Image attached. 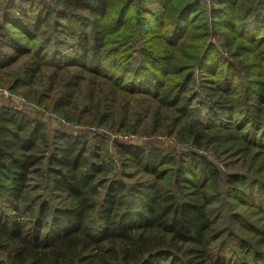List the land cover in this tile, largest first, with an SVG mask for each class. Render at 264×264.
<instances>
[{
	"label": "trees",
	"instance_id": "1",
	"mask_svg": "<svg viewBox=\"0 0 264 264\" xmlns=\"http://www.w3.org/2000/svg\"><path fill=\"white\" fill-rule=\"evenodd\" d=\"M183 1L0 4V70L28 54L24 39L33 42L40 58L22 71L21 87L31 86L50 64L49 91L72 75L54 101L57 109L76 106L81 94V123L90 119L96 122L92 126L117 127V133L125 131L123 120L131 113L119 98L146 96L154 107L179 116L186 124V141L194 147L175 156L156 146L116 143L120 159L151 177V184L138 188L112 177V164L88 136L63 131L52 138L41 122L0 108V264H264V181L240 173L225 176L199 154L218 146L242 161L264 154L262 0H237L244 15L234 18L222 9L210 23L223 27L230 49V34L254 42L252 59L262 61L261 75L238 54H233L236 65L224 63L211 46L197 58L199 73L210 76L202 100L199 94L187 96L194 74L178 78L185 70L174 63L171 51L208 38L212 30L206 25V32H196L192 20L175 18V4ZM187 4L200 12L198 0ZM108 21L115 24L107 27ZM114 26L127 30L118 51L107 48ZM9 28L12 33L6 32ZM153 37L165 48L155 53L149 43ZM168 170L173 179L163 186Z\"/></svg>",
	"mask_w": 264,
	"mask_h": 264
},
{
	"label": "rangeland",
	"instance_id": "2",
	"mask_svg": "<svg viewBox=\"0 0 264 264\" xmlns=\"http://www.w3.org/2000/svg\"><path fill=\"white\" fill-rule=\"evenodd\" d=\"M4 1L6 0H0V4H5ZM187 1L188 0H184L183 2L175 4L177 11L173 13V16L176 18L178 14L180 17H183L182 22L186 21L190 23L189 21L192 20L193 23L197 24L195 29L196 32H200L202 29L206 32V25L212 30L211 34H207L209 35L208 38H203L202 40H198V42H188L179 49H173L171 51L174 63L179 62L182 64L180 67L185 70L178 78L184 79L186 76H189V74H194L191 82L195 83L189 86L190 90L188 88L187 96H190V94H199L201 96L200 100L203 99L204 93L202 91V86L205 82H208L207 80H210V76L207 77L199 73L197 70L199 60L197 58L203 56V51L210 50L211 46L215 47L220 52V58L224 63L230 62L236 65L237 58L234 57L233 54H238L239 59L242 60L244 64H252L253 72L260 76L263 63L259 59H252V56L255 54L251 52L254 42H249L239 35L234 38L230 34V38L232 39L231 43L234 46V48L232 47L230 49V46H226V37L222 36L221 32L223 31H220L223 27L216 26L215 28L214 25L210 24L211 21H213L214 12H218L222 9L228 12L229 15H233L234 18L238 17L241 12L244 15L245 11L243 12L244 5H242V1L236 4L237 0H198L200 12L196 11L190 4H187ZM261 4L260 9L263 11L264 0H262ZM116 7L117 6L114 7V10ZM179 9L180 12L178 13ZM110 18H113L114 21L116 20V16L114 15H111ZM112 22L108 21L106 26L112 27L115 24ZM120 29L123 30H116L115 27L116 32L114 31L115 33L109 36L110 40H108L107 47L109 50L122 48V45H124V43H119V39H121V36L127 30L122 27H120ZM12 30L13 29L9 28L6 32L8 33L9 31V33H12ZM15 30L17 32L18 29ZM233 31L236 32L235 30ZM19 35L21 36V33H19ZM14 38L16 39L18 37L14 36ZM149 43L155 53L165 48L163 47L165 42L163 43L159 37L151 38ZM23 45L29 50L28 54L25 53V56L21 59L11 62L7 69L0 70V108H12L18 113H23V115L25 114L31 117V119L41 122L52 138H55L57 133L63 131L73 132L72 134L76 133L80 136H88L87 138L90 141V145L100 153L103 152L108 161L112 164L114 170L112 177H120L129 184V186L138 188L152 183L151 177L137 174L134 169L128 166V163L117 156L116 143L118 142H134V144L146 148L156 146L175 156L184 155L186 154V150L189 151L194 149V147L188 145L190 143L186 141V133L184 130L186 124L181 121L179 116L175 114L173 110L160 109L157 106L154 107L155 103L153 100L143 95L121 96L119 98L123 108L126 107V109L131 111L128 118L123 120L124 123L122 126H125V131L122 133H117V127L115 131L106 126H92L96 122L90 119H86L84 120L86 121L85 123H81L80 116L82 114L85 115L83 112L85 99L82 98L83 96L81 94H79L80 99L76 106L72 104L63 110L57 109L54 105V101L62 95L64 89L63 85L66 81L71 79L72 75L60 78L55 86H60L61 88H57L55 91H49L52 68L50 64H47L43 72L35 78L33 81L34 83L31 81V86L21 87L17 80L21 79L23 75L22 71H24L25 67L29 66L30 63L34 62L35 59H40L36 56L35 52L32 51L33 42L24 39ZM116 51H118V49H116ZM239 54L241 55L239 56ZM41 60L50 62L47 58H41ZM259 64L261 66H259ZM238 69L237 67V70ZM76 72L81 76L84 75V73H80L81 71L76 70ZM84 76L87 79L90 78V75ZM258 76L255 78H259ZM214 79L215 81L218 80L217 77ZM117 109L119 110L120 106H118ZM114 116L117 117L115 120L117 121L119 114L116 110H114ZM218 147L217 150L208 147V149L200 150L199 154L205 155L208 159L214 161L224 172L225 176L228 174L240 173L258 182L264 181V170L260 169L261 166H264V154L254 155L250 160L242 161V157L235 156V153L232 151L231 153L228 149L220 151L219 149L221 147ZM172 179L168 170L162 185L164 186L168 181L171 182ZM172 186L174 187V185ZM240 209L242 210V208ZM240 209L238 210L241 211Z\"/></svg>",
	"mask_w": 264,
	"mask_h": 264
}]
</instances>
